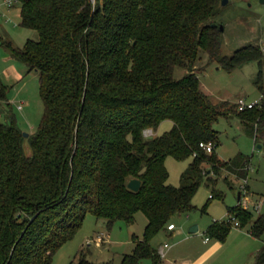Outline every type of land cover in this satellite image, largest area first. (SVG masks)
Returning <instances> with one entry per match:
<instances>
[{
  "label": "trees",
  "instance_id": "trees-1",
  "mask_svg": "<svg viewBox=\"0 0 264 264\" xmlns=\"http://www.w3.org/2000/svg\"><path fill=\"white\" fill-rule=\"evenodd\" d=\"M17 1L20 26L40 37L22 48L10 44V52L39 73L44 113L29 135L30 154L16 119L0 120V264H51L88 213L112 227L134 223L139 211L148 219L143 238L133 236L134 250L120 264H162L152 240L175 215L197 208L193 197L203 181L212 186L211 201L224 196L216 188L223 173L248 178L251 156L221 159L214 124L234 114L256 143L264 128V103L239 110L238 103L210 99L196 73L201 53L228 71L257 62L264 96L263 48L222 54L224 30L216 21L222 0ZM176 67L187 70L181 79ZM8 93L0 78V105L10 104ZM166 120L170 130L145 135ZM169 156L192 158L180 186L168 183ZM132 178L141 180L140 190L128 187ZM224 180L230 185L227 174ZM253 216L238 203L205 234L225 242L235 219L260 237L264 215ZM87 252L76 264H112ZM255 264H264V244Z\"/></svg>",
  "mask_w": 264,
  "mask_h": 264
},
{
  "label": "rangeland",
  "instance_id": "rangeland-1",
  "mask_svg": "<svg viewBox=\"0 0 264 264\" xmlns=\"http://www.w3.org/2000/svg\"><path fill=\"white\" fill-rule=\"evenodd\" d=\"M2 1L4 0H0V3ZM1 5L3 6L0 11V67H4L3 58L6 54H11L10 44L22 48L28 39L38 40L40 36L38 31L20 26V1L13 0L11 6L4 3ZM216 21L224 25L223 55L231 56L239 48L251 44L260 45L264 50V1L229 0L225 5L221 2ZM10 57L12 58L11 55ZM15 61L19 63L20 67H25L26 72L20 80L5 81L9 85L8 98L10 104L3 102L0 105V120L10 123L11 117H13L23 133L32 135L37 131L44 113V103L40 95L39 73L36 70L30 71L24 63ZM258 72L259 65L257 62H250L234 71H228L221 67L218 62L211 61L206 52L201 53V60H199L196 69L203 89L213 102L229 101L231 103L241 98L245 99L247 103L261 99L263 94L256 85ZM186 73V69L176 67L174 77L181 79ZM172 126L173 122L166 120L156 130H145V135L147 137L159 136L170 130ZM214 127L220 132V144L216 151L221 159L229 160L239 152L251 156L248 178L237 179L231 173H223L216 184V188L222 191L224 196L211 201H209V197L212 186L205 179L193 197V205L197 208L190 212L175 215L171 221L176 225V230L174 232L168 231V229L162 230L152 240L153 246L157 249H160V246L165 242L171 244L167 259H178L185 256L187 258L186 264H190L202 251V249L196 251V247L202 245V241L206 237L204 231L212 221L228 218L227 207L238 204V192L243 187L249 197L248 181L252 191L263 192L264 195V128L263 132H259L256 143V136L251 134L238 116L234 114L221 117L214 124ZM25 138V152L30 154L32 149L29 136H25ZM191 161L192 158L180 161L172 156L167 157L166 166L170 174L168 183L180 186L182 173L185 172ZM226 174L229 176V180L234 183L232 186L225 182ZM251 203L250 209L254 218L264 215V203L260 212L254 209L252 201ZM147 223V216L142 211L135 214L134 223L128 224L118 220L112 227H109L107 220L88 213L82 227L71 240L58 249L51 264H76L83 250L88 251V258L94 262L120 264L123 256L132 253L134 250L133 236L143 238ZM192 224H198L201 230L197 240L199 245L192 243V240L180 241V237H177V232L181 229L184 230V236L192 237L193 235L189 233ZM250 229L251 224L245 227L234 225L222 250L216 255H212L206 264H255L258 252H253L256 247H254V243H258V248H262L264 233L257 237V242L246 239L245 242L248 244L243 249L237 248L242 241L234 236V233L238 231L247 234ZM214 241L212 239L207 246H210ZM193 249L196 250L193 251ZM195 251L197 254L194 255ZM179 263L184 264L185 262L180 259Z\"/></svg>",
  "mask_w": 264,
  "mask_h": 264
},
{
  "label": "crops",
  "instance_id": "crops-1",
  "mask_svg": "<svg viewBox=\"0 0 264 264\" xmlns=\"http://www.w3.org/2000/svg\"><path fill=\"white\" fill-rule=\"evenodd\" d=\"M2 2L5 5H8V6H11L12 5V4H8L6 2V0H4ZM2 2L0 3V11H1L2 6H3V5H1V4H3ZM10 55H8V54L5 55V57L3 58V60L5 61L4 62V67H0V78L4 82L6 80H10V81L11 80H20L21 77L23 76L24 72H26V68L25 67H20L19 63H17L13 57L11 58ZM241 99H239V100H241ZM238 101H236L234 103H238ZM19 108H21V105H19ZM235 178L238 179V177H235ZM233 184L234 183L231 182L230 183V186H232ZM248 189H249V199H250V201H252L254 204L260 206V208L258 210L260 212V210L262 208V205L264 203V195H263V192H259L258 193V192L252 191L251 190V186L249 185V181H248ZM262 197H263V199H262ZM253 198H256V199H253ZM240 199H241V191L238 192V203L240 202ZM229 207H231V206H228L227 207V210H228ZM175 230H176V228L174 230H172L171 232H174ZM206 230L204 231V234H205ZM200 231L197 234H191L193 236L192 237H189V236H184V230L181 229V230H179L177 232V237H180V241H183V240L184 241L185 240L190 241V240H192L191 241L192 243H195L196 245H199L197 240H198ZM205 236H206V234H205ZM234 236H236L237 239H239L240 241H242V243L239 244V246H237V248L239 247V249L240 248L243 249V248L246 247V245L248 244V242H245L246 239H248L249 241L252 240L253 242H257V237H255V236L252 235L251 230H249V232L247 234L244 233L243 231H238V232L234 233ZM207 238L208 237L206 236L205 239H203L201 246H197L196 247L197 250L196 249H193V251L194 250L199 251V249L200 250L202 249V251L199 252V254L196 256V258L192 262H190V264H206L207 261H208V259H210V257L212 255H216L218 252H220V250H222L225 242H220L218 240H215L210 246H207L208 244H210V241L212 240V238H209L208 240H207ZM257 245H258V243H254V247L256 246L254 248V251H253L254 253L258 252L259 249H261V248H258L259 246H257ZM196 251L194 252V255L197 254ZM168 253H169V251H168ZM168 253H167V257L165 259H163L162 264H183V263H179V260L180 259L185 262L184 264H186L187 258L185 256L184 257H179L178 258L179 260L178 259H167L168 258Z\"/></svg>",
  "mask_w": 264,
  "mask_h": 264
},
{
  "label": "built area",
  "instance_id": "built-area-1",
  "mask_svg": "<svg viewBox=\"0 0 264 264\" xmlns=\"http://www.w3.org/2000/svg\"><path fill=\"white\" fill-rule=\"evenodd\" d=\"M6 2L8 4H12L13 0H6ZM255 106H259L262 107L263 106V96L261 97V99H256L253 102L247 103L245 99H241L238 101V108L239 110H244L247 108H251V107H255ZM201 146H203L204 148L207 149V151L211 152L212 151V144H204L201 143ZM244 208L249 209L251 208V201L248 197L247 191L245 190V188L243 187L241 189V199L239 202ZM254 209H256L257 211L259 210L260 206L254 204L253 205ZM233 222V226H237L240 227V223L239 221L232 219ZM176 228V225L174 223H171L170 225H168V231H172ZM209 238H207L208 240ZM171 248V244H169L168 242H165L163 245L160 246V249H158L159 255L161 256L162 259H165L167 257V253Z\"/></svg>",
  "mask_w": 264,
  "mask_h": 264
},
{
  "label": "water",
  "instance_id": "water-1",
  "mask_svg": "<svg viewBox=\"0 0 264 264\" xmlns=\"http://www.w3.org/2000/svg\"><path fill=\"white\" fill-rule=\"evenodd\" d=\"M262 1H264V0H262ZM228 2H229V0H222V4H223V5L227 4ZM220 28H221L222 30H224V25H220ZM24 136L27 137V136H29V134H28V133H24ZM260 147H261V145H260ZM141 185H142L141 180H139V179H137V178H132V179H130L129 182H128V187H129L131 190H133V191H138V190H140ZM199 231H200L199 225H198V224H193V225L190 227L189 233H190V234H197V233H199Z\"/></svg>",
  "mask_w": 264,
  "mask_h": 264
}]
</instances>
